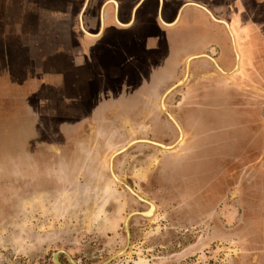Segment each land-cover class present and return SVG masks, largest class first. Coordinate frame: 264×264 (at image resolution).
<instances>
[{
  "label": "rangeland",
  "instance_id": "374dc122",
  "mask_svg": "<svg viewBox=\"0 0 264 264\" xmlns=\"http://www.w3.org/2000/svg\"><path fill=\"white\" fill-rule=\"evenodd\" d=\"M201 6L165 1L173 25L157 20V79L133 73L131 56L125 70L100 67L86 97L69 80L57 98L62 80L40 75L14 87L33 66L2 47L26 39L32 18L0 16V264H264V42L253 55L242 33L227 77L207 58L186 70L198 55L225 72L236 64L230 34ZM73 33L76 59L91 47L120 62L132 45L126 31ZM180 137L171 150L151 144ZM133 142L112 159L118 183L111 157Z\"/></svg>",
  "mask_w": 264,
  "mask_h": 264
},
{
  "label": "crops",
  "instance_id": "0c3cea01",
  "mask_svg": "<svg viewBox=\"0 0 264 264\" xmlns=\"http://www.w3.org/2000/svg\"><path fill=\"white\" fill-rule=\"evenodd\" d=\"M165 1L167 0H0V16L32 18L21 29L22 33L29 35L25 37L26 39L15 41L13 46L5 44L2 47L3 54L6 49H9L10 55L16 49H19L21 53L26 51V56H29L33 66V70L25 69L26 73H23L25 76L22 80H16L15 75L9 74L10 82L16 80L17 84L13 86L19 87L26 80H30L31 76L37 75L48 80L60 82L62 80V85L57 82L55 91L57 98H62L65 94L67 95L66 83L71 80L70 86L73 85L75 88L72 83L79 81L85 88V93L79 94V97H86L88 92L95 90H92L93 84L88 86L87 82L103 76L99 71L100 67L119 64L124 69L130 66L131 56L137 57L136 61L139 62L136 68L130 69L134 71L133 73L137 72L142 80L149 79L147 76L150 77L151 74L157 79V45L160 43V38L157 37V20L161 24L165 23L164 26L173 25V23H167L165 19L167 15H163ZM199 1L202 2L201 7L213 17L218 15L219 18H227V22L221 20L220 22L228 24L230 34L234 32L232 36L235 51L242 33L246 34L244 40L247 41L253 55L263 48L264 22L260 20L263 18L260 11L263 10L264 0ZM201 10L210 16L206 11ZM224 28L228 31L225 26ZM112 30L129 33L127 40L132 45L122 51L123 61L109 58L104 60L100 56L101 49L95 48L91 52V47L87 46L90 57H84L83 60L76 59L79 52L74 44L71 45L68 41L69 33L74 32L72 35H75L77 32L81 37L86 36L85 38L89 37L91 40L98 41L103 37H112ZM237 34H239L238 37ZM170 38L172 39V34ZM83 43L79 42L80 47H77L80 49L79 56H82L81 51L85 52ZM257 56L251 57L254 62L250 64H258ZM54 65H57L58 69L52 68ZM120 76H125V72H122ZM36 83L38 84L39 81ZM39 84L40 87L37 86L34 91L41 96L46 88L44 82Z\"/></svg>",
  "mask_w": 264,
  "mask_h": 264
},
{
  "label": "water",
  "instance_id": "95a60500",
  "mask_svg": "<svg viewBox=\"0 0 264 264\" xmlns=\"http://www.w3.org/2000/svg\"><path fill=\"white\" fill-rule=\"evenodd\" d=\"M189 5H194V4H189ZM195 6H197V5H195ZM200 8L203 9L204 11H206V12L210 15V17L212 18V20H214V21H216V22H219L220 24H223V25L227 28V25H226L225 23L215 20L214 17H213V16H212L207 10H205V9L202 8V7H200ZM161 22H162V21H161ZM162 23H163V22H162ZM163 24H165V23H163ZM171 25H172V24H171ZM166 26H169V25H166ZM227 30H228V28H227ZM228 32H229V30H228ZM229 34H230V32H229ZM230 37L232 38V45H233V50H234V54H235V58H236V64H235V66H234V68H233L232 71H230V72H225V71H223L222 69L219 68V66L217 65V63L215 62V60L212 59V58H210V57L207 56V55H198V56H192V57L187 58V60H186V62H185L186 70L188 69L189 62H190L192 59H195V58H207V59L211 60V62L213 63V65L215 66V68L218 70V72H219L221 75H223V76H225V77L229 76V75L235 70V68H236V66H237V64H238V55H237V52L235 51V47H234V42H233L232 34H230ZM188 59H189V60H188ZM185 79H186V76L184 77L183 80H181V81L178 82L176 85H174L173 87H171V88H170V89H169V90L163 95V97H162V99H161V108H162V111L164 110V109H163V98H164V97H165L170 91H172V90L175 89L177 86H179L180 84H182V83L185 81ZM164 112H166V110H164ZM167 116L173 121V119H172L169 115H167ZM173 122H174V121H173ZM174 123H175V122H174ZM176 124H177V123H175V125H176ZM176 127L178 128L177 125H176ZM178 129H179V128H178ZM134 143H135V142L128 144L124 149H122L120 152L115 153V154L111 157L109 170H110V173H111V175H112V178H113L116 182H118V183H120V181L116 180L115 177H114V175H113V173H112V167H111L112 159H113L117 154L123 152L124 150H126L129 146H131V145L134 144ZM150 143H151V142H150ZM151 144H154V145H156L157 147H159V148H161V149H163V150H171V149H173V148L175 147V145H176V143H175L174 145L167 147V146H163V145L156 144V143H151ZM149 206H150V208H151V206H153V205L150 204ZM153 209H154V207H153ZM149 210H150V209H149ZM151 214H152V213H151ZM151 214H147V212L144 213L145 216H149V215H151Z\"/></svg>",
  "mask_w": 264,
  "mask_h": 264
},
{
  "label": "bare ground",
  "instance_id": "6f19581e",
  "mask_svg": "<svg viewBox=\"0 0 264 264\" xmlns=\"http://www.w3.org/2000/svg\"><path fill=\"white\" fill-rule=\"evenodd\" d=\"M167 25V24H166ZM227 26H228V24H227ZM228 28H229V26H228ZM238 69V65L236 66V68H235V70H237ZM234 70V71H235ZM181 141V137H180V139L177 141V143L176 144H178L179 142ZM108 168H109V166H108ZM150 210L147 212V214H151L152 212H153V210H155V209H153V206H151V208H149ZM151 216V215H150Z\"/></svg>",
  "mask_w": 264,
  "mask_h": 264
}]
</instances>
